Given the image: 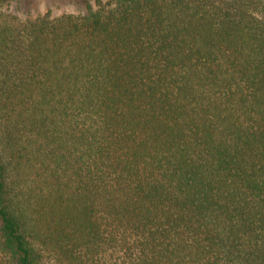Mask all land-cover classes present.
I'll list each match as a JSON object with an SVG mask.
<instances>
[{
	"label": "trees",
	"instance_id": "16d2710c",
	"mask_svg": "<svg viewBox=\"0 0 264 264\" xmlns=\"http://www.w3.org/2000/svg\"><path fill=\"white\" fill-rule=\"evenodd\" d=\"M0 264H264V0L0 8Z\"/></svg>",
	"mask_w": 264,
	"mask_h": 264
},
{
	"label": "rangeland",
	"instance_id": "374dc122",
	"mask_svg": "<svg viewBox=\"0 0 264 264\" xmlns=\"http://www.w3.org/2000/svg\"><path fill=\"white\" fill-rule=\"evenodd\" d=\"M93 0H12L1 5V10L20 20L36 14L49 12L51 16L61 13L84 12L87 3Z\"/></svg>",
	"mask_w": 264,
	"mask_h": 264
}]
</instances>
